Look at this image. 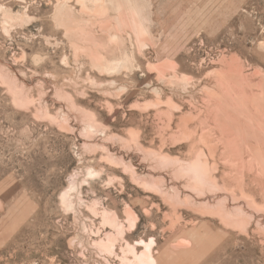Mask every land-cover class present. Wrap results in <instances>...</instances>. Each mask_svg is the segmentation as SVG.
I'll return each mask as SVG.
<instances>
[{"label":"rangeland","instance_id":"rangeland-1","mask_svg":"<svg viewBox=\"0 0 264 264\" xmlns=\"http://www.w3.org/2000/svg\"><path fill=\"white\" fill-rule=\"evenodd\" d=\"M137 1L140 32L92 2L0 0V264H146L143 243L155 264H264V130L245 172L206 119L227 83L264 105V0ZM201 151L219 191L150 154Z\"/></svg>","mask_w":264,"mask_h":264},{"label":"bare ground","instance_id":"bare-ground-1","mask_svg":"<svg viewBox=\"0 0 264 264\" xmlns=\"http://www.w3.org/2000/svg\"><path fill=\"white\" fill-rule=\"evenodd\" d=\"M81 1L84 4H86L85 2H88V3L89 2H92L93 5H94V7L98 10V12H102L105 15H106V13L108 11H113L115 14H117L118 21L120 23L122 22V20L125 21L124 19H127V21L130 22V25L133 26L135 28V30L136 31H139V32L142 30L143 25H145L142 22H144L145 19H147L145 17V8H144V6H142L137 0H81ZM84 8H86V6H84ZM88 10H87V12H88ZM90 12H91V10H90ZM113 12H111V14ZM58 15L61 16V17H63L64 22L67 21V26H68V29L69 30L70 29L77 28L78 30H80V32L83 31V28L80 25H78L79 24L78 21L75 20L72 17L71 12H70V8L69 9H66L64 7H60L58 9ZM102 15L100 13V17H102ZM122 15H124V19L122 18ZM82 20L83 19L81 18L80 21L82 22ZM127 21H125V22H127ZM144 27L146 28V26H144ZM127 28H128V26H127ZM75 32H77V31H75ZM74 35H75V33H74ZM138 36H140V35H138ZM79 37H80V40H83L85 42H86V39H88V38H85L84 35H79ZM260 46H261V48L264 49V43H261ZM95 51H96V47H95ZM102 52H104V51H102ZM94 53H96V55L94 56V59L97 62H100L103 65L104 64H108L109 62L111 63V61H109L107 59V57H105V56H103L101 54H97V52H94ZM114 62H115V60H114ZM115 65H116V62H115ZM117 65H116V67L119 66V65L118 66ZM217 87H218V85H217ZM222 89L223 90H222L221 97H219L218 94H217L216 97L223 99L225 103H219L218 102L216 105L213 106L212 109H209L210 114H207L206 115V119L209 120L213 124V130L219 132V135H220L219 139L225 143V146L227 148V151L229 152V154L231 155V157H236L237 158V162L241 165V170L242 171H245V172L246 171L253 172V168L251 166V161H249V160L246 161L244 159L245 158V154H246L245 151H246L247 148H250V147H248V145H246L247 148L244 151L243 150V147L245 145L243 144L242 141H246L247 139H254V140L260 142L261 138H259L260 136L259 137L255 136V131H260V134L263 135V133H261V131L264 130V105H262V103H260L261 106H259L257 108H252L251 106H254L255 103L253 105L252 101L250 99H247L246 98L245 91H243V92L242 91H239L237 89V86L236 85H233L231 83H227L224 87H222ZM214 92H215L214 90L211 91L210 95H213L212 93H214ZM210 95H209V97H211ZM256 95H259V94L257 93ZM263 95H264V93H263ZM263 95H262V97H263ZM216 97H215V100H218V99H216ZM260 98L261 97H259L258 99H260ZM17 99L18 100H21L20 98H17ZM211 100H213V99H211ZM211 106H212V104H211ZM231 110H232V112H231ZM82 114H84V113H82ZM86 117H84V118H86ZM89 120L91 121V119H89ZM93 122H95V121H93ZM88 127H91V125L89 124ZM262 138H264V137H262ZM238 141H240V142H238ZM238 147H239V149H241L240 151L237 150ZM251 148H252V146H251ZM257 148H259V147H256V150H257ZM252 149H254V150H252ZM252 149H250V151L251 150L253 151V152L251 151L252 155L253 154L256 155V157L259 159L258 161H260V163L262 164V166H264V157H262L261 153H259L260 152V149L257 151V153L255 152V148H252ZM150 154H154V155H157L158 156V158H159V161H158L159 164H162V165L178 164L179 166L177 167L178 168L177 169V172L180 173V174H183L187 178V181H188V184L187 185H189V187H192V189H194V191H197V192L200 191L202 193V190H204V191L205 190L212 191V190H214L216 188L218 189L217 191H219L220 187L222 186L220 184H217L216 183L217 182V179H216V182H215L214 177L211 176L210 164L206 160V158L204 157V154L202 153V151L199 152V153H197L195 155V157L193 159H191L190 161L181 162V163L179 162V160L176 161L175 159H172V158L168 157V155L165 156V155H161V154H156L155 152H152ZM256 157L253 158V159H257ZM212 164L214 165V163H212ZM213 169H214V166H213ZM241 173H243V172H241ZM254 178H256V176L253 174L251 176V179H254ZM148 184H150L151 186H156L155 183H153L152 181L148 182ZM219 185H220V187H218ZM239 187H240V185H239ZM223 188H224V186H223ZM185 189L186 190H189L187 188H185ZM240 189H241V187H240ZM67 195H69L68 194V191H64L61 194V196H60L61 198L60 199L63 202L62 204L67 203V198H69V197H67ZM231 195H232V193H231ZM187 196L188 197H186V198H188L189 201H191V199L189 198V195H187ZM176 199H174V200H176ZM223 201H222V203H223ZM68 202H69V200H68ZM201 204L202 203H200V205ZM220 204L221 203L217 202L216 205L215 206L212 205L211 208L212 209H215L218 212V214L219 215L221 214V216L223 218H225L227 221H230L232 223H237L235 221L236 219L234 217H237L238 214H240V215H238V218L237 219H239L240 217H242V214H243V213L241 214V212H242L241 211V208L242 207L241 208H237L235 206V207H233L232 210H227L226 207H225L226 208L225 209ZM208 205H206V206H208ZM256 213H258V211ZM106 215L104 217L106 218L107 221L109 219H111L110 218L112 216L111 214H110V216L108 215L109 216L108 219H107L108 216L106 217ZM245 217H247V216H245ZM226 220H223V221L225 222ZM240 221H241V219H240ZM241 223H242V221L239 224H241ZM244 227H245V225H244ZM143 244H144V250H142L143 253H141L140 255L137 254L138 256L134 254L136 262L137 263H146V264H155V260H154L153 256L151 255V250L149 248L150 247V244H147V245L145 243H143ZM178 245H184V243L179 242Z\"/></svg>","mask_w":264,"mask_h":264}]
</instances>
